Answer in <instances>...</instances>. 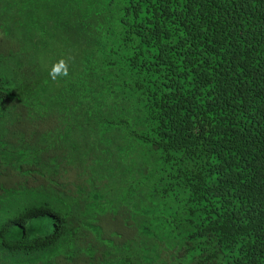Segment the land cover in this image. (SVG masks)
Listing matches in <instances>:
<instances>
[{"label": "trees", "instance_id": "16d2710c", "mask_svg": "<svg viewBox=\"0 0 264 264\" xmlns=\"http://www.w3.org/2000/svg\"><path fill=\"white\" fill-rule=\"evenodd\" d=\"M263 140L264 0H0V264H264Z\"/></svg>", "mask_w": 264, "mask_h": 264}, {"label": "clouds", "instance_id": "9594fccd", "mask_svg": "<svg viewBox=\"0 0 264 264\" xmlns=\"http://www.w3.org/2000/svg\"><path fill=\"white\" fill-rule=\"evenodd\" d=\"M261 110V106L258 105L250 113L258 119ZM255 214L259 215L256 212ZM201 229L206 232V237L202 241L191 243L190 234L179 230L177 233L171 234L166 240L158 243L162 247L160 250L163 254H171L177 264H214V257L209 249V240L213 235L208 228L203 227Z\"/></svg>", "mask_w": 264, "mask_h": 264}, {"label": "rangeland", "instance_id": "374dc122", "mask_svg": "<svg viewBox=\"0 0 264 264\" xmlns=\"http://www.w3.org/2000/svg\"><path fill=\"white\" fill-rule=\"evenodd\" d=\"M5 193H6V195L9 194V190H8V189L5 190ZM8 196H9V195H8ZM6 197H7V196H6ZM6 197H5V198H6ZM11 199H12V198H11ZM4 206H6V205H5V202H4V204H3V203H0V209L4 210ZM0 217H1V214H0Z\"/></svg>", "mask_w": 264, "mask_h": 264}]
</instances>
